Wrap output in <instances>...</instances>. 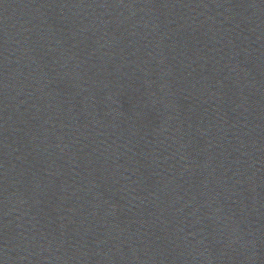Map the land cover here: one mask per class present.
<instances>
[{"label": "water", "instance_id": "obj_1", "mask_svg": "<svg viewBox=\"0 0 264 264\" xmlns=\"http://www.w3.org/2000/svg\"><path fill=\"white\" fill-rule=\"evenodd\" d=\"M0 264H264V0H0Z\"/></svg>", "mask_w": 264, "mask_h": 264}]
</instances>
